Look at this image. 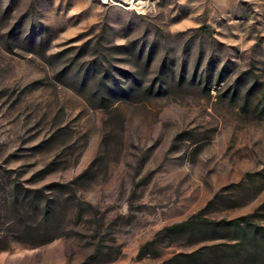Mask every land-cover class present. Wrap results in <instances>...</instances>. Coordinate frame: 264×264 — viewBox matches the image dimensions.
I'll use <instances>...</instances> for the list:
<instances>
[{"label": "rangeland", "instance_id": "obj_1", "mask_svg": "<svg viewBox=\"0 0 264 264\" xmlns=\"http://www.w3.org/2000/svg\"><path fill=\"white\" fill-rule=\"evenodd\" d=\"M0 264H264V0H0Z\"/></svg>", "mask_w": 264, "mask_h": 264}, {"label": "trees", "instance_id": "obj_2", "mask_svg": "<svg viewBox=\"0 0 264 264\" xmlns=\"http://www.w3.org/2000/svg\"><path fill=\"white\" fill-rule=\"evenodd\" d=\"M203 62V57H201V63ZM227 65H223V67L220 69L219 72V76H218V80L220 81L221 79H223L222 77L225 74V69H226ZM165 68V67H164ZM163 69V68H162ZM165 75V71L162 70L159 74V79L161 78V76ZM204 75V74H203ZM201 78H203V76H201ZM210 74L207 75V77H205V83H210ZM161 83H163L161 81ZM258 82H255L254 84H252L251 87H253L250 91H248L247 93V97L251 95L252 90L255 89L258 86ZM150 90L153 89V85L150 86L149 88ZM251 92V93H250ZM48 211V206H46L45 208V213ZM249 216L242 218V220H246V226H251L252 222L249 221ZM238 220H234V221H219V222H215L212 221L206 217L203 216V211L192 215L191 217H189L187 220L171 225V226H167L164 229H162L156 236V239L158 237H160V240L165 241L168 240L172 237H174L175 235L180 234V231H189L190 233H192V235L195 234H202V233H208V231H218L219 229L216 226H240ZM224 228V227H222ZM244 234L246 235L248 233V230H246L245 228L243 229ZM251 230H249L250 232ZM257 233V232H256ZM150 244H155L154 241L150 242Z\"/></svg>", "mask_w": 264, "mask_h": 264}, {"label": "built area", "instance_id": "obj_3", "mask_svg": "<svg viewBox=\"0 0 264 264\" xmlns=\"http://www.w3.org/2000/svg\"><path fill=\"white\" fill-rule=\"evenodd\" d=\"M104 4H108V3H119V2H126L128 3L129 0L124 1V0H101Z\"/></svg>", "mask_w": 264, "mask_h": 264}, {"label": "bare ground", "instance_id": "obj_4", "mask_svg": "<svg viewBox=\"0 0 264 264\" xmlns=\"http://www.w3.org/2000/svg\"><path fill=\"white\" fill-rule=\"evenodd\" d=\"M133 2L135 5H140V3L142 2V0H130V2Z\"/></svg>", "mask_w": 264, "mask_h": 264}]
</instances>
